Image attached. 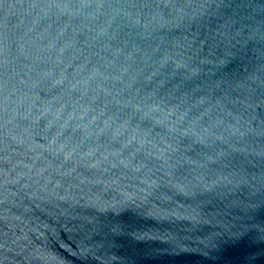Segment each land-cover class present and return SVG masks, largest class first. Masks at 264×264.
<instances>
[{"label":"water","instance_id":"obj_1","mask_svg":"<svg viewBox=\"0 0 264 264\" xmlns=\"http://www.w3.org/2000/svg\"><path fill=\"white\" fill-rule=\"evenodd\" d=\"M0 264H264V0H0Z\"/></svg>","mask_w":264,"mask_h":264}]
</instances>
